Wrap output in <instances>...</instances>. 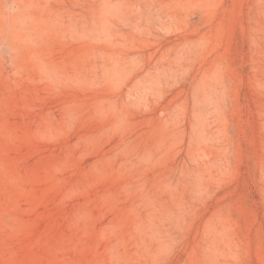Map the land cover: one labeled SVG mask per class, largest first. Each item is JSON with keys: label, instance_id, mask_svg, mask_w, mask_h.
<instances>
[{"label": "rangeland", "instance_id": "rangeland-1", "mask_svg": "<svg viewBox=\"0 0 264 264\" xmlns=\"http://www.w3.org/2000/svg\"><path fill=\"white\" fill-rule=\"evenodd\" d=\"M0 264H264V0H0Z\"/></svg>", "mask_w": 264, "mask_h": 264}]
</instances>
